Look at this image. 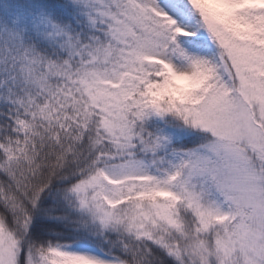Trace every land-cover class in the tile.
Masks as SVG:
<instances>
[{
    "label": "snow or ice",
    "instance_id": "snow-or-ice-1",
    "mask_svg": "<svg viewBox=\"0 0 264 264\" xmlns=\"http://www.w3.org/2000/svg\"><path fill=\"white\" fill-rule=\"evenodd\" d=\"M0 264H264V0H0Z\"/></svg>",
    "mask_w": 264,
    "mask_h": 264
}]
</instances>
